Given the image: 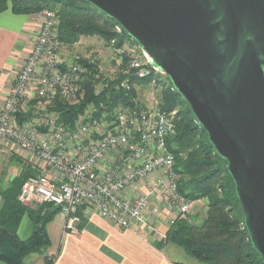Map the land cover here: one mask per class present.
I'll return each mask as SVG.
<instances>
[{"label": "built area", "instance_id": "1", "mask_svg": "<svg viewBox=\"0 0 264 264\" xmlns=\"http://www.w3.org/2000/svg\"><path fill=\"white\" fill-rule=\"evenodd\" d=\"M39 18L37 39L13 72L0 109V142L12 153L43 163L21 187L19 200L51 203L64 216V231L73 234L80 231L86 206L122 228L164 211L171 215L170 224L187 218L195 201L180 192L176 154L168 144L176 130V110L119 106L112 119L86 116L73 127L59 123L50 104L59 96L74 97L88 68L63 57L57 13L46 9ZM116 30L122 31L120 25ZM117 42L111 39L124 56L126 48ZM128 67L140 77L151 71L164 74L144 51L130 54ZM122 85L131 86L127 80Z\"/></svg>", "mask_w": 264, "mask_h": 264}, {"label": "water", "instance_id": "2", "mask_svg": "<svg viewBox=\"0 0 264 264\" xmlns=\"http://www.w3.org/2000/svg\"><path fill=\"white\" fill-rule=\"evenodd\" d=\"M188 102L227 161L264 261V0H88Z\"/></svg>", "mask_w": 264, "mask_h": 264}, {"label": "trees", "instance_id": "3", "mask_svg": "<svg viewBox=\"0 0 264 264\" xmlns=\"http://www.w3.org/2000/svg\"><path fill=\"white\" fill-rule=\"evenodd\" d=\"M8 8L24 14L55 11L60 18L59 35L64 44H74L84 35H99L107 43L117 38L119 46L129 43L138 47L124 29L115 30L116 20L88 0H0V12ZM78 61L88 68L80 90L71 98L57 97L49 106L57 114L58 122L73 127L86 116L112 119L119 106L139 109L133 84L157 83L164 91L160 108L176 110V130L168 137V144L176 154L180 192L194 201L207 199L205 215L198 222V214L192 219H176L167 232L168 240L207 264H264L245 226L227 161L216 152L206 130L196 121L188 102L172 87L169 77L155 71L140 77L134 68L127 66L126 60L119 73L110 78L101 72L97 62L86 58ZM125 80L131 85L129 89L122 85ZM12 162L20 166L19 173L7 185L6 176L0 178V260L5 264H27L29 255L41 253L46 264H53L55 256L46 254L52 243L47 225L60 211L51 203L30 205L19 200L21 187L40 168L21 159ZM26 214L33 231L27 239H21L18 227Z\"/></svg>", "mask_w": 264, "mask_h": 264}, {"label": "crops", "instance_id": "4", "mask_svg": "<svg viewBox=\"0 0 264 264\" xmlns=\"http://www.w3.org/2000/svg\"><path fill=\"white\" fill-rule=\"evenodd\" d=\"M39 29L38 14L14 13L10 8L0 12V109L10 89L12 74L24 64ZM84 39L81 36L78 43L84 42ZM63 55L70 58L66 52ZM19 159L38 167L43 164L35 156L24 157L12 153L0 142V178L6 176L5 185L19 173L20 166L12 162ZM146 190L147 186L142 187V191ZM83 212V223L76 234L64 231L65 219L61 213L48 223L47 230L52 243L46 254L55 256L53 264H186L169 253L172 241L168 240L167 232L172 224L167 211L143 223L133 222L128 228L104 218L94 207L86 206ZM59 217L62 220L61 235L59 239H54L57 237H54V228L50 225ZM32 231V221L26 214L18 227L19 237L27 239ZM26 262L46 264L41 253L29 255ZM0 264L5 263L0 260Z\"/></svg>", "mask_w": 264, "mask_h": 264}, {"label": "rangeland", "instance_id": "5", "mask_svg": "<svg viewBox=\"0 0 264 264\" xmlns=\"http://www.w3.org/2000/svg\"><path fill=\"white\" fill-rule=\"evenodd\" d=\"M38 14L39 13H34ZM58 26H60V18L58 22ZM58 27V31H59ZM116 30V29H115ZM117 31V30H116ZM83 38H85L82 43H74L71 45L63 44L62 47V55L64 52L70 55L69 57H63L68 61H77L79 58H86L89 59L91 62H97L99 68L102 70V72L105 74V76H108L110 78H114L120 71L121 66L125 63L126 60L129 62V58H126V55L130 57V54L132 55H142L143 50L138 46L130 45L129 43H125L124 47L126 48V53L124 56H120L116 53L114 50V46H112V43H107L103 37L99 35H84ZM127 62V66H128ZM134 88L137 93V100L140 104L139 107L144 110H155L157 107L160 108V103L163 99V89L160 87L157 83L153 81H144V82H135ZM207 210V199H199L196 200L193 204V208L189 214L187 219L195 218V214H198V219L196 221L198 222L206 213ZM61 225L62 220L55 219L54 223H52L50 226H53L54 228V239H59L61 235ZM52 228V227H51ZM175 246V247H173ZM176 248V249H175ZM51 248L48 247L47 250H50ZM177 250V251H176ZM169 253L172 257L176 258L178 261L184 262L186 264H207L205 262H201L188 254L181 246L176 245L173 242H170L169 245Z\"/></svg>", "mask_w": 264, "mask_h": 264}]
</instances>
